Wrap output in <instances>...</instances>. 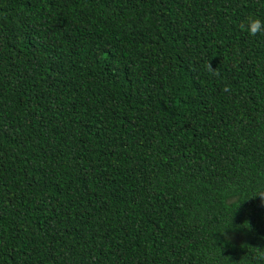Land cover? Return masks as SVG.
Masks as SVG:
<instances>
[{"label":"trees","instance_id":"trees-1","mask_svg":"<svg viewBox=\"0 0 264 264\" xmlns=\"http://www.w3.org/2000/svg\"><path fill=\"white\" fill-rule=\"evenodd\" d=\"M248 17L264 0H0V264H264Z\"/></svg>","mask_w":264,"mask_h":264},{"label":"clouds","instance_id":"clouds-1","mask_svg":"<svg viewBox=\"0 0 264 264\" xmlns=\"http://www.w3.org/2000/svg\"><path fill=\"white\" fill-rule=\"evenodd\" d=\"M240 27L243 31L248 32V34L251 36H256L257 34L264 33V21H261L259 18L248 17L246 18L245 22L241 23ZM205 67L209 72L212 73V75L215 76L219 74L216 69H213L211 67L210 62H208ZM227 90L228 89L225 88V91ZM260 200H261V204L264 205V196L260 197ZM224 241L225 242L231 241V237L227 233H224ZM256 248L258 253L257 259L264 261V248H259V247Z\"/></svg>","mask_w":264,"mask_h":264}]
</instances>
